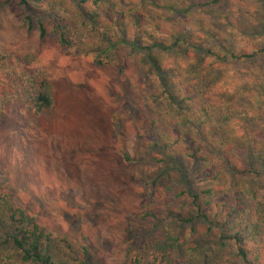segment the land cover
Here are the masks:
<instances>
[{"label":"rangeland","instance_id":"obj_1","mask_svg":"<svg viewBox=\"0 0 264 264\" xmlns=\"http://www.w3.org/2000/svg\"><path fill=\"white\" fill-rule=\"evenodd\" d=\"M193 1L215 3L188 9V0H103L125 14L130 5L143 8L145 28L156 30L166 45L176 43V28L185 34L204 32L220 52L264 50V0ZM253 7L257 11L249 19ZM86 41L78 52L64 51L51 39H41L37 29L29 30L17 0H0V51L22 71H47L54 97L53 108L40 114L13 102L0 123V232L11 242L16 229L10 226V208L20 207L51 234L47 249L54 260L63 245L68 259L61 264H128L130 230L138 225L150 191L145 182L154 172L144 158L142 134L160 82L143 50L119 47L99 65L102 52L89 53ZM171 52L156 49V58L162 63L173 59L182 67ZM213 61L206 59L202 72L193 66L191 79L210 71L206 85L220 95L218 112L223 113L216 112L221 116L215 127L227 130L242 121L251 130L264 128V97L259 95H264V59L216 61L218 69L208 67ZM117 121L136 163L121 159ZM259 196L264 198V189ZM197 229L205 231L204 226ZM207 239L210 245L214 238ZM210 247L211 264H244L225 260V250Z\"/></svg>","mask_w":264,"mask_h":264},{"label":"trees","instance_id":"obj_2","mask_svg":"<svg viewBox=\"0 0 264 264\" xmlns=\"http://www.w3.org/2000/svg\"><path fill=\"white\" fill-rule=\"evenodd\" d=\"M17 3L29 30L37 29L41 39H51L64 51L78 52L86 37L88 52L103 54L101 59L96 58L99 65L119 47L143 50L160 82L161 91L154 97L155 107L142 134L144 158L154 172L145 182L150 191L138 225L130 230L134 237L128 242V264H211L206 255L213 254L211 244L225 250L231 259L260 264L258 247L251 249L248 245L264 244V198L259 196L264 189V128L251 130L242 121L227 130L215 127L222 107L220 95H214L212 86L206 85L210 71L202 79L193 80L191 76L196 71L193 66L202 72V63L208 58L214 59L208 67L218 69L214 67L216 61L263 60L264 50L220 52L204 32L185 34L176 28L172 32L176 43L166 45L157 38L156 30L145 28L140 16L143 8L134 5L125 14L116 3L103 0ZM188 3V9H204L215 2ZM156 49L172 51L183 66L173 59L162 63L156 58ZM0 76V84L7 80L9 87L17 90L0 103V123L13 102L36 114L53 108V87L47 71H22L0 51ZM22 95L29 97L31 107H26ZM160 101L165 106H159ZM117 128L122 161L136 163L127 149L122 124ZM10 211V226L16 229L10 238L15 247L36 264H54L47 249L51 234L30 220L24 209L11 206ZM202 226L205 231L200 233L197 228ZM211 237L214 239L209 245L207 238Z\"/></svg>","mask_w":264,"mask_h":264},{"label":"clouds","instance_id":"obj_3","mask_svg":"<svg viewBox=\"0 0 264 264\" xmlns=\"http://www.w3.org/2000/svg\"><path fill=\"white\" fill-rule=\"evenodd\" d=\"M249 11V19H251L256 13L257 9L253 7ZM2 79L3 77L0 76V80ZM16 91L17 90L15 88L9 87V82L7 80H4V82L0 84V103H2L6 98H10V94H15ZM21 99L25 102L26 107H31L29 97L22 95ZM239 135L243 136L244 133H240ZM68 227L69 226L65 225L66 230ZM248 247L251 249H256L258 247L260 264H264V244L259 246L249 244ZM60 248L62 249V252L55 257L54 264H61L62 261L68 259V256L63 254V251H66L63 250V245H60ZM231 251L234 253L235 249H231ZM224 259L229 260L231 257H224ZM0 264H36V262L33 259L27 258L23 250L16 248L14 243L8 241V236L0 232Z\"/></svg>","mask_w":264,"mask_h":264}]
</instances>
